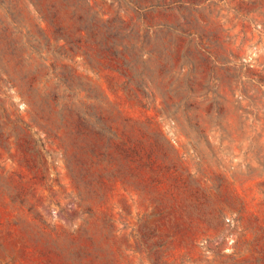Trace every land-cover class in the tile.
I'll return each mask as SVG.
<instances>
[{
    "label": "rangeland",
    "instance_id": "rangeland-1",
    "mask_svg": "<svg viewBox=\"0 0 264 264\" xmlns=\"http://www.w3.org/2000/svg\"><path fill=\"white\" fill-rule=\"evenodd\" d=\"M0 264H264V0H0Z\"/></svg>",
    "mask_w": 264,
    "mask_h": 264
}]
</instances>
